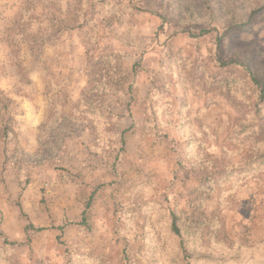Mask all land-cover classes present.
Returning a JSON list of instances; mask_svg holds the SVG:
<instances>
[{
  "label": "rangeland",
  "instance_id": "obj_1",
  "mask_svg": "<svg viewBox=\"0 0 264 264\" xmlns=\"http://www.w3.org/2000/svg\"><path fill=\"white\" fill-rule=\"evenodd\" d=\"M105 1L0 0V264H123L119 216L133 235L139 208L190 212L228 173L206 204L210 239L263 243L264 108L248 127L255 93L230 60L264 56V11L244 29L190 31L154 0Z\"/></svg>",
  "mask_w": 264,
  "mask_h": 264
},
{
  "label": "trees",
  "instance_id": "obj_2",
  "mask_svg": "<svg viewBox=\"0 0 264 264\" xmlns=\"http://www.w3.org/2000/svg\"><path fill=\"white\" fill-rule=\"evenodd\" d=\"M154 1L159 5V9L162 6L160 12L170 28L190 29V31L195 24H204L208 27L219 24L229 31L244 29L264 11V0L262 4H252L249 0ZM101 2L106 3L105 0ZM75 3L79 4L78 1ZM27 12L30 15V12ZM80 17L82 21L84 20V16L76 15L75 21L76 19L78 21ZM85 18L83 25L92 21L91 17L87 19L89 17L85 16ZM172 19H177L178 24L172 25L170 23ZM24 21L27 22L26 16ZM240 44L238 42L234 48L236 52L239 51ZM230 61L244 68L248 82L253 88L255 93V100L252 103L254 119L248 127L258 129L261 125H257L255 118L264 108V56L256 58L255 50L251 48L247 53L240 55L236 53ZM257 89H260L261 94L257 93ZM237 92L236 88L232 90L233 94ZM55 123L57 125L56 121ZM61 131H63L62 127ZM59 135L60 132H57L56 136ZM257 159L259 160L256 162L264 160V146ZM231 175L228 173L209 179L189 203L190 212L180 208L177 203L164 205L156 199L150 201L148 206L139 208L145 221L138 225L133 235L128 234L129 224L123 222L126 221L124 216H128V213L119 216L118 222L122 224L112 230V236L115 243L121 245L123 264H264V242L250 249L232 250L224 240L210 239L214 233L213 229H217V222L216 215L211 218L207 215L206 204L217 189L222 194L221 187L229 181ZM92 199L93 195L90 196L77 225L88 228L87 217ZM58 229L62 231L63 227ZM129 236L133 238L131 241ZM205 237H208V240H205ZM57 241L65 247L68 256L75 257L61 241L60 236H57ZM132 244L136 246L134 249L131 247ZM70 264H84V261L75 258L70 260Z\"/></svg>",
  "mask_w": 264,
  "mask_h": 264
}]
</instances>
